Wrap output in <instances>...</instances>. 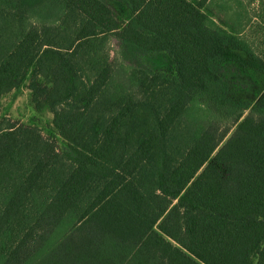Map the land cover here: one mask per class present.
Masks as SVG:
<instances>
[{"label":"trees","instance_id":"obj_1","mask_svg":"<svg viewBox=\"0 0 264 264\" xmlns=\"http://www.w3.org/2000/svg\"><path fill=\"white\" fill-rule=\"evenodd\" d=\"M118 1L0 0V109L29 82L64 142L0 118V264H264V33Z\"/></svg>","mask_w":264,"mask_h":264},{"label":"rangeland","instance_id":"obj_2","mask_svg":"<svg viewBox=\"0 0 264 264\" xmlns=\"http://www.w3.org/2000/svg\"><path fill=\"white\" fill-rule=\"evenodd\" d=\"M25 4L33 7V9L39 10L41 7H44V13H49L52 10V3L50 0H21ZM228 1L234 8H238L233 16L234 26L239 27L241 24V19L247 18L249 20V25H251L250 20H252V25L247 28L246 34L251 35L253 31L257 34L264 33V0H243L238 3L235 0H213V8L215 13H217L215 19L218 22L230 19V15H226L225 11L218 9L220 3ZM109 4L117 14L118 18L122 23L127 22L131 18V12L128 7L118 1V0H108ZM241 3L240 7L239 4ZM241 10L243 13H241ZM220 12V13H219ZM246 12V13H245ZM256 17L253 19V17ZM252 17V18H251ZM261 26V27H259ZM259 31L257 32V29ZM263 35V34H262ZM111 50L113 54L119 47V41L116 38L111 39ZM146 64L152 69L166 73L173 74L174 66L172 59L167 53H154L145 55L143 57ZM252 94H249L247 97L252 100H256L254 89H249ZM246 98V96L244 95ZM7 118L11 121L24 124H33L41 129L45 137H51L57 141L58 146L61 148L64 146L63 139L58 134L53 125V114L48 110L44 109L38 111L35 109L31 101V89L29 88V82L23 83L19 88L14 89L10 92H7L1 99V109H0V118Z\"/></svg>","mask_w":264,"mask_h":264},{"label":"crops","instance_id":"obj_3","mask_svg":"<svg viewBox=\"0 0 264 264\" xmlns=\"http://www.w3.org/2000/svg\"><path fill=\"white\" fill-rule=\"evenodd\" d=\"M242 1H243V0H242ZM252 2H253V0H252ZM238 3H239V2H238ZM240 5H241V3L239 4V7H240ZM254 18H256V17L254 16L253 19H254Z\"/></svg>","mask_w":264,"mask_h":264}]
</instances>
